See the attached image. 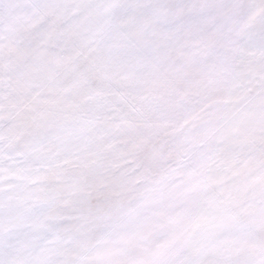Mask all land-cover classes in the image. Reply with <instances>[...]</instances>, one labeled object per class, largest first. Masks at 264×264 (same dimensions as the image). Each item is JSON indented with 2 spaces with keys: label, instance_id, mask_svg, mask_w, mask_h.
<instances>
[{
  "label": "snow or ice",
  "instance_id": "obj_1",
  "mask_svg": "<svg viewBox=\"0 0 264 264\" xmlns=\"http://www.w3.org/2000/svg\"><path fill=\"white\" fill-rule=\"evenodd\" d=\"M0 264H264V0H0Z\"/></svg>",
  "mask_w": 264,
  "mask_h": 264
}]
</instances>
